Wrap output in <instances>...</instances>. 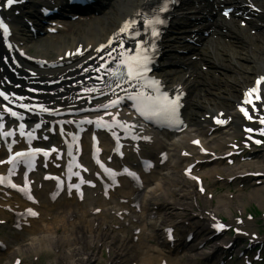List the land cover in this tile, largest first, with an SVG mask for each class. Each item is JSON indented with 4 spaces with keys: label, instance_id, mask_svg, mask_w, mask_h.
Here are the masks:
<instances>
[{
    "label": "bare ground",
    "instance_id": "obj_1",
    "mask_svg": "<svg viewBox=\"0 0 264 264\" xmlns=\"http://www.w3.org/2000/svg\"><path fill=\"white\" fill-rule=\"evenodd\" d=\"M161 1L115 0L99 18L71 25L70 30L56 40L40 39L31 42L32 49L36 52V56H33L35 59L58 54L45 68L34 62L32 56L25 58L23 54L20 55V51L24 53L25 48L22 46H26V43L18 36H11V40H16L11 51H5L0 42V84H3L7 95L16 98L13 101L20 107L30 104L39 107L37 111L42 113L41 119L33 118L32 114L26 115L21 109L26 121L52 122L70 116L75 119L88 117L103 101L115 94L105 95L102 100H92L90 106L85 105L87 99L102 93L100 83L108 72L107 64L115 54L127 48L118 33L124 22L141 9L152 7ZM190 3L191 0H182L170 13L163 36L164 45L161 43L164 60L159 63V73H155L166 89L172 92L180 89L185 94L181 115L187 127L179 133L176 142L168 138L165 139L166 142H162L156 136L151 137L149 144L157 152L155 158L160 170L151 178L143 177V184L148 191L142 197L140 219L135 220L132 211H125L128 210V205L123 204H138L142 187H131L127 192L115 191L111 194L110 201H105L96 188L97 192L91 199L85 194L83 201L73 197L72 202L67 201L53 185H44L43 190L49 194L57 192L63 199L57 204L44 203L39 209L35 205H29V208L41 212L42 222L39 224L33 221L31 228L25 230L26 235L22 240L16 241V248L0 254V262L2 260L6 261L4 264H12L20 256L44 254L51 255L55 264H99L96 261L99 246L104 245L110 248L111 256L106 261L108 264H131V258H136L138 254L142 255L138 264H158L166 259L162 256V251H157L156 248L167 250V246H179L167 253L174 251L176 255L183 256L180 246L185 245V237L192 234L197 237L193 244L209 247L214 251L213 255L208 257L196 253L186 254L182 258L175 255L176 259L171 262L167 260V264H200L208 260L211 264H216L227 251L224 246L229 244V236L221 240L211 238L215 226H222L221 229L227 231L230 225H234V234L237 236L253 242L262 240L260 237L255 238L258 228L254 221L237 220L232 215L239 208L244 211L242 198L218 197L217 193L224 189L230 193L251 190V196L248 197L259 208L264 206V151L249 155L244 151L237 153L234 149V145L242 144L239 140L242 136L240 130L247 125L237 111V107L241 106L242 92L251 87L254 78H264V34L254 40L246 31L229 24L221 28L223 32L215 33V39L209 40L199 53H185V41L193 31L196 32L191 24L192 18L202 16V9L194 4L190 10L186 9ZM254 5L258 11L255 12L253 23L260 24V29H264V0ZM23 13L15 10L6 16L10 17L13 29L18 30L17 26L23 25V20L19 17ZM206 18L207 15H204L199 23H204ZM202 29L200 27L197 31ZM107 44L110 46L106 47ZM78 49H81L79 57L76 55ZM110 49L114 53L108 56ZM66 53L70 54L69 59H63ZM187 55H197V60L188 64L185 62ZM93 56L97 58L93 59ZM99 57H104L102 62L98 61ZM190 65H193L191 69ZM94 75L96 79H93ZM259 88L261 99L252 116L264 119V79ZM29 89L36 90V93L29 94ZM118 90L124 92L121 88ZM84 109H88V112L85 113ZM117 113L118 111H112L111 117L118 115L120 121L124 120L125 116ZM212 117L221 119L225 125L218 129L212 122ZM128 129L132 132V129ZM152 135L154 134L147 133L149 137ZM194 140L200 141L198 148L190 145ZM108 147L109 145L106 146ZM83 148H86V144H83ZM202 151L207 153L201 154ZM161 153L166 154L163 162L159 158ZM229 154L227 159H234V168L224 163L225 156ZM192 165L191 174L205 181L203 187H208L209 183L218 185L210 194H201L196 184L186 177V170ZM124 167L129 166L124 164ZM114 168L119 169L120 165ZM3 169L0 166V172H5ZM240 181L246 183L244 187L238 185ZM86 190L90 192L89 189ZM116 194L117 197H114ZM72 196L76 195L73 193ZM24 203L26 202L14 194L7 195L0 191V207L8 205L13 210H19L26 206ZM95 209H99L100 214L94 213ZM154 212L158 216L152 220ZM0 213L3 214L1 211ZM128 213L129 221L125 225L122 219ZM49 215L52 216V221L46 222L45 218ZM1 216L5 218L4 223L8 218L16 220L11 213ZM222 216L225 221H221ZM110 219L114 228L110 225ZM133 228H141L138 241L142 243H134ZM169 230L173 236L172 242L167 240ZM154 244L156 248L151 247ZM232 248L233 246L229 249ZM101 258L99 257L100 261Z\"/></svg>",
    "mask_w": 264,
    "mask_h": 264
},
{
    "label": "rangeland",
    "instance_id": "obj_2",
    "mask_svg": "<svg viewBox=\"0 0 264 264\" xmlns=\"http://www.w3.org/2000/svg\"><path fill=\"white\" fill-rule=\"evenodd\" d=\"M33 1H38V0H33ZM57 37H54V38H50L52 40L56 39ZM32 53L34 54L35 52L32 51ZM54 56L51 55V57ZM245 146L244 143H242V146L243 147ZM261 149H264V147L260 148H256L254 151L259 153ZM238 184H246L245 182H239ZM210 189H208L207 191H213V189L217 188L218 185H212V184H208ZM217 196L221 197V196H226V197H234V198H242V201L244 203V211H242L241 208L237 209L235 214L232 213L233 217L236 218L237 220H244V219H248L250 221H254L255 223V226L258 228V232H260V230H264V223H263V219H264V206L263 208H259L258 206L255 205L254 201L251 200V197L249 198L248 196H251V190H247L245 192H236V193H229L227 191V189H224L223 191L221 192H218L217 193ZM221 221H225V217H221ZM235 219V223L237 222V220ZM240 222H238L239 224ZM235 226L234 225H230L228 227V230L227 231H222V230H219V231H212L213 234V238H216L218 240H221V238H227V236H229V244L226 245V248L225 250L226 253H225V256L227 258V260H230L231 258L234 260L233 256H237L238 253L242 254V255H253L254 251H257V252H261L264 254V238H262V243L259 244V243H256V242H250L249 240H247V238L245 237H240V236H233V230H234ZM21 236H25L26 234L23 232V233H20ZM15 234L12 232V230L8 229V228H0V239H8V241H10L8 243V249L4 252H2L1 254H5L9 249H14L16 248L15 245H13L11 243V241L13 239H15ZM197 240V237H193L192 241H195ZM220 244V243H219ZM259 244V246H258ZM194 245V244H193ZM190 244L189 247L193 246ZM232 249H229L230 247H232ZM99 253L97 254V259L96 261H98L99 264H106V261L108 260L109 258V252L106 250V248H104L103 246H99ZM152 248H156L155 246H151ZM237 248L238 251H236L235 253H233ZM158 249H163V248H156L157 251H159ZM146 250H143V252H145ZM162 251V250H161ZM160 251V252H161ZM210 250H208V248H205L203 247L202 249H200L199 253H206ZM163 255L167 256L166 253L164 252H161ZM142 256V255H141ZM141 256L138 254L136 256L137 258V261L139 260V258H141ZM21 258H19L21 260V264H38L37 262L33 261L30 259L29 255L28 257H25V256H20ZM99 257H102L101 258V261L99 260ZM229 258V259H228ZM6 261H3V263H5ZM50 262H53V259H52V256H45L44 254L41 255L40 257V263L39 264H48ZM252 262H257V261H254V257L252 259ZM97 264V263H96ZM222 264V263H220ZM227 264V263H226ZM228 264H240L239 262H231L228 263ZM257 264H261V263H257Z\"/></svg>",
    "mask_w": 264,
    "mask_h": 264
},
{
    "label": "snow or ice",
    "instance_id": "obj_3",
    "mask_svg": "<svg viewBox=\"0 0 264 264\" xmlns=\"http://www.w3.org/2000/svg\"><path fill=\"white\" fill-rule=\"evenodd\" d=\"M7 5L11 6L13 3L19 2V0H6ZM225 15H227V12L225 13ZM154 23H162V21H160L159 19H156L153 21ZM128 25L126 24L124 28L121 29V31H127L128 29ZM0 28H3L4 32L7 33L8 29L7 26L4 25L2 22H0ZM154 35L156 34L155 32L153 33ZM146 60V57H133L131 59L130 62H126L127 66H128V78L129 79H137L142 75L141 69L146 70V65L144 64V61ZM264 79V78H261ZM259 80L257 81V84H259ZM154 85L157 86V90H158V82L154 81L153 82ZM258 90L253 88L250 90L249 95H251L252 93L257 92ZM141 97H143V94H140ZM0 96H4V99H7L8 97L4 95L3 92H0ZM256 100H260L261 97L259 95L255 96ZM160 98H156V101H153L152 97H143V103L141 107H138V111L141 113V115H144L145 118H148L150 115H157L159 114V112L161 110H166L170 113L171 116L175 117L177 115V109L179 107V97L176 98V100L174 101H169L167 99L166 96L163 97V104L158 103L157 101H159ZM249 103H251V100L248 101ZM115 103V102H114ZM8 109H6L7 111ZM241 111L244 113V115L246 117H248L249 119H252L251 116H249L248 111L245 109H241ZM13 116L16 115L15 112L11 113ZM217 123H223V121H217ZM260 123L264 124V119L260 120ZM23 127V126H21ZM248 131H252V129H248ZM256 143H260V141H256ZM36 151H40V149H36ZM47 154V153H45ZM17 156H21L23 155V153H17ZM15 187V186H14ZM33 215H36V213H32ZM218 227H222V226H218ZM170 232V230H169ZM169 238L171 239V235H169Z\"/></svg>",
    "mask_w": 264,
    "mask_h": 264
}]
</instances>
